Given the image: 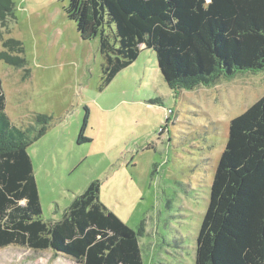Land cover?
I'll list each match as a JSON object with an SVG mask.
<instances>
[{
    "label": "rangeland",
    "instance_id": "374dc122",
    "mask_svg": "<svg viewBox=\"0 0 264 264\" xmlns=\"http://www.w3.org/2000/svg\"><path fill=\"white\" fill-rule=\"evenodd\" d=\"M68 0H11L0 51L21 41V65L0 60L6 112L19 127L50 119L28 147L42 217L58 219L91 181L99 199L138 233L143 264H195L196 237L231 118L264 94V70L192 90L165 83L152 49L102 87L98 39L83 40ZM18 49V48H17ZM87 114L84 136L77 137ZM0 264H78L14 245Z\"/></svg>",
    "mask_w": 264,
    "mask_h": 264
},
{
    "label": "trees",
    "instance_id": "16d2710c",
    "mask_svg": "<svg viewBox=\"0 0 264 264\" xmlns=\"http://www.w3.org/2000/svg\"><path fill=\"white\" fill-rule=\"evenodd\" d=\"M11 0H0V22ZM65 14L83 40L98 39L102 87L142 47L156 54L170 89L192 90L264 70V0H68ZM0 60L21 65L22 43L4 41ZM18 48V49H17ZM50 118L19 127L0 83V249L52 250L78 264H143L138 233L99 199L91 181L60 218L45 220L29 145ZM87 114L79 131L84 136ZM195 264H264V94L230 119L197 237Z\"/></svg>",
    "mask_w": 264,
    "mask_h": 264
},
{
    "label": "crops",
    "instance_id": "0c3cea01",
    "mask_svg": "<svg viewBox=\"0 0 264 264\" xmlns=\"http://www.w3.org/2000/svg\"><path fill=\"white\" fill-rule=\"evenodd\" d=\"M37 184V183H36ZM38 187V186H37ZM38 192H39V189H38ZM40 197V196H39Z\"/></svg>",
    "mask_w": 264,
    "mask_h": 264
}]
</instances>
